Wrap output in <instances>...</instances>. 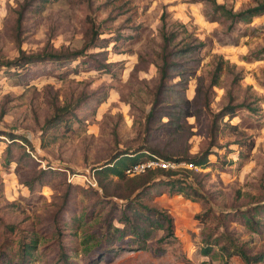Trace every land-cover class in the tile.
<instances>
[{
	"label": "rangeland",
	"instance_id": "374dc122",
	"mask_svg": "<svg viewBox=\"0 0 264 264\" xmlns=\"http://www.w3.org/2000/svg\"><path fill=\"white\" fill-rule=\"evenodd\" d=\"M210 1L0 0V63L14 58L18 48L27 53L44 47L80 48L92 28L99 37L110 39L104 47L87 49L103 50L97 59L109 63L106 68L80 65L78 72L65 78L36 73L21 82L17 71L34 70L41 63L20 69L0 65V131L24 136L29 142L28 146L18 138L28 154L17 149L9 160L5 154L8 135L0 134V248L7 251L9 261L15 259L19 235L30 229L37 241L27 264H245L236 249L246 256L264 253V233L243 218V210L254 218L264 216V10L243 21H231L213 16ZM215 1L234 11L255 4V0ZM20 8L22 16L16 17ZM163 9L167 23L184 22L204 43L185 89L189 112L177 124L166 121V116L146 117L157 84L154 62ZM219 56L231 66L209 88ZM236 72L240 77L231 82ZM204 93L208 94L206 104ZM102 94L103 100L97 101ZM170 103L157 107L169 111ZM225 103H238L234 115L212 124V113ZM62 104L71 105V129L64 130L63 122L48 129L45 136L56 138L40 147L44 119ZM134 149L158 157L208 149L207 163L193 173L180 170L188 167L183 162H174L175 176L196 187L201 196L193 199L162 191L144 198V204L172 217V235L157 242L162 231L148 227L145 248H136L125 237L113 241V249L97 258L103 240L96 234L103 231L104 210L90 219L83 214L75 238L69 234L75 227L69 216L82 213L99 198L122 207L129 197L114 194L127 195L129 183L111 175L100 178L94 169ZM15 160L19 165L14 170ZM85 173H93L96 186L82 182ZM34 176L37 179L28 188L25 182ZM67 184L75 196L61 217L63 242L76 250L70 249L67 262H62L56 260L50 229ZM161 189L167 187L157 184L153 192ZM207 209L210 218L205 217ZM5 223L14 224V229L6 230ZM158 244L164 248L161 254L154 251ZM207 245L210 249L204 252ZM250 264H264V259Z\"/></svg>",
	"mask_w": 264,
	"mask_h": 264
},
{
	"label": "trees",
	"instance_id": "16d2710c",
	"mask_svg": "<svg viewBox=\"0 0 264 264\" xmlns=\"http://www.w3.org/2000/svg\"><path fill=\"white\" fill-rule=\"evenodd\" d=\"M210 8L213 16L221 17L224 16L229 18L231 21H243L251 15L258 14L264 10V0H255V4L250 5L244 9L234 11L230 7H226L223 3H218L215 0L210 1ZM23 9L17 10V16L21 17ZM166 11L163 9L159 15L160 19V48L156 53L157 60L154 65L157 72V84L152 94L151 105L146 113V117L166 116L167 120L177 124L179 118L188 115L189 102L185 96V89L187 81L192 73L195 72L197 63L200 61V51L204 46L203 41L197 36V34L187 27V25L175 19L174 21L167 23ZM215 18V17H213ZM91 35L88 41L80 48L69 49L67 47L60 48H48L44 47L36 52H25L23 49L18 48V53L14 58L5 60L0 65H6L20 69L22 67H28L41 63L39 66H35L34 70L17 71L18 76L22 81L26 82L32 78L36 73H42L47 75H53L57 78H65L70 73H76L79 70V66H85L91 64L93 68L101 69L106 68L109 64L106 61L98 62L97 55L104 51L88 52L87 49L90 47H104L110 41L109 37H99L95 29H91ZM117 37H112L116 39ZM82 56V58H80ZM85 56V57H83ZM76 63L73 67L72 62ZM94 61V63H93ZM226 66H231L219 56L218 60L214 63L209 79V88L212 85L217 84V80L222 73V70ZM240 77V73L236 72L231 78V82H236ZM172 80V81H171ZM172 97V103L169 102L168 98ZM104 98V94L97 98V101H101ZM208 100V94H203V103L206 104ZM169 104V111H164L157 107L159 104ZM238 103H225L217 111L212 113V124H215L217 120H222L226 115L227 119L234 115L235 107ZM77 105V104H76ZM73 114L71 112V105H58L55 106L51 114L44 119L41 126V132L39 135V146L45 147L50 140L56 138L55 135L46 137L45 133L48 129L57 126L63 122L64 130L71 129ZM0 134L8 135V142L5 147V154L9 160H13V151H22V154L27 155L24 151V146L18 143L19 138L22 143L28 144L29 142L24 136L0 131ZM51 138V139H49ZM31 145V144H30ZM32 146H30V149ZM208 149H203L195 153H188L181 156H173L171 154H162L161 156L149 155L144 150L134 149L132 151L123 152L121 154L114 155L109 161H105L103 164L95 166V174L100 178L114 176L117 181H125L129 183L128 194L117 195L120 198L129 197L122 207L118 206L114 201L108 199H96L88 208L82 209V213H71L69 216L70 221H75L74 230L69 232L70 236L76 237V228L79 227V221L82 220L83 214L84 219L92 218L104 210V222L102 224L103 231L97 233L96 236L103 240L102 247H98L97 258H100L106 251L112 250V242L115 240L126 239L127 243L134 242L136 248H145L147 245L148 227L160 229L161 235L156 239L157 242L168 238L172 235V217L164 210L144 204L142 200L144 198H151L158 192L166 191L168 193H180L185 196H190L195 199L200 197L201 193L190 183L184 181L182 178L175 176L178 172V167H161L158 165L145 167L143 171L129 174L126 172L131 165L149 160L153 157L162 158L164 160L172 162H183L190 163V167H181L186 173H193V169L205 166L208 161ZM21 154V156H22ZM19 160V159H18ZM15 160V168L18 167L19 161ZM49 172H54L48 169ZM44 171L41 170V172ZM37 179L36 176L32 177L30 181L25 182V185L33 187L32 180ZM160 184L166 186L167 189H161L160 191L153 192L155 185ZM105 196L106 194L103 193ZM61 199L54 210L51 219V235L56 241L57 246V261L67 262L68 252L70 248L63 242V236L65 235L63 230V223L61 217L64 216L65 212L68 211L70 206V200L74 194L69 184L65 187L61 193ZM108 206V207H107ZM107 207V209H105ZM97 208V209H96ZM96 209L95 212L93 210ZM118 211V214H117ZM205 217L210 218L212 213L210 209L204 211ZM244 219L250 220L249 224L253 226L255 222V230L258 233H264V216L254 218L248 210H243ZM117 215V216H116ZM113 219L117 222L114 223ZM69 221L66 222L68 224ZM4 228L8 231L14 229V224L5 223ZM36 235L34 230L30 229L24 234H20L15 245V259L10 260L6 256V250L0 248V264H27L28 259L32 256V250L36 246ZM123 241V240H122ZM217 244V243H216ZM210 245L203 248L204 252H208ZM226 246V245H224ZM122 247V245H121ZM154 249L155 253L161 254L164 248L160 244ZM223 247V246H222ZM221 247V248H222ZM236 254L240 255L245 264L250 262H257L264 259V253H256L251 256H246L239 249H236Z\"/></svg>",
	"mask_w": 264,
	"mask_h": 264
},
{
	"label": "built area",
	"instance_id": "2783aa9c",
	"mask_svg": "<svg viewBox=\"0 0 264 264\" xmlns=\"http://www.w3.org/2000/svg\"><path fill=\"white\" fill-rule=\"evenodd\" d=\"M183 164L188 165V167L191 166L190 163H183ZM153 165H158V166L167 168V167H174L175 163L172 161L164 160L162 158L149 159V160H145L143 162L131 165L128 169H126V172L129 174L140 172V171H143L145 167L153 166ZM82 182L90 184L91 186H96V179L93 173L83 174Z\"/></svg>",
	"mask_w": 264,
	"mask_h": 264
}]
</instances>
